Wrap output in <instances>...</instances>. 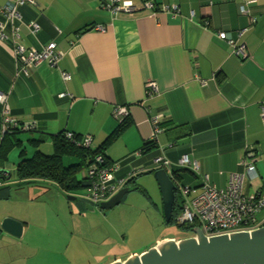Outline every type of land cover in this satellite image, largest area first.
<instances>
[{
	"label": "crops",
	"instance_id": "obj_1",
	"mask_svg": "<svg viewBox=\"0 0 264 264\" xmlns=\"http://www.w3.org/2000/svg\"><path fill=\"white\" fill-rule=\"evenodd\" d=\"M122 1L139 10L116 17L103 8L105 0H33L19 7L17 42L36 50L54 42L62 54L56 68L40 63L25 75L16 68L9 45L0 44V93L8 94V116L37 127L17 135L26 155L35 150L29 140H39L37 150L52 154L53 136L65 131L90 136L92 149L100 147L117 125L113 109L119 106L132 124L104 152L108 162H120L116 179L142 168L129 186L146 194L136 179L154 171L155 157L175 164L187 156L198 162L211 185L224 189L252 147L257 176L245 179L242 191L264 193V159L258 153L264 156V0L250 8L253 23L239 12L237 0H150L177 6L178 17H151L139 8L146 0ZM5 3L0 0V6ZM29 23L39 26L36 34L25 27ZM94 26L104 30L93 31ZM218 31L242 44L246 57L231 55L215 36ZM147 82L155 84L157 93L147 94ZM152 139L154 150L139 154ZM180 175L178 185L200 191L198 176ZM113 261L123 260L114 257L102 264Z\"/></svg>",
	"mask_w": 264,
	"mask_h": 264
},
{
	"label": "rangeland",
	"instance_id": "obj_2",
	"mask_svg": "<svg viewBox=\"0 0 264 264\" xmlns=\"http://www.w3.org/2000/svg\"><path fill=\"white\" fill-rule=\"evenodd\" d=\"M17 154L15 149L8 156L10 171ZM71 160L64 159V164ZM136 180L146 194L134 190L109 210L82 197L67 200L65 193L44 182H21L15 186L18 189L10 190V199L0 200V223L3 219L26 221L18 240L0 228V264H102L114 257L125 260L130 253L140 254L167 238L193 236L175 223L164 224L152 174Z\"/></svg>",
	"mask_w": 264,
	"mask_h": 264
},
{
	"label": "built area",
	"instance_id": "obj_3",
	"mask_svg": "<svg viewBox=\"0 0 264 264\" xmlns=\"http://www.w3.org/2000/svg\"><path fill=\"white\" fill-rule=\"evenodd\" d=\"M239 3V12L248 16L249 21L253 23L250 8L256 4L257 0H237ZM26 4H34L33 0H6L3 6H0V44H8L13 61L17 69L28 75V71L40 63H46L50 68H56L62 54L57 51L54 42H50L41 49L36 50L26 48L17 42L21 25L19 7ZM103 8L108 10L114 16L120 13H132L139 10L131 1L105 0ZM139 8L146 10L151 17L157 13L167 14L178 17L180 12L177 6L160 4L155 5L150 0L143 1ZM27 30L36 34L39 26L35 23L26 24ZM93 31L102 32V26L92 27ZM244 30L238 32L240 36ZM215 36L224 41L230 48L231 55L239 58H245L246 52L242 44L230 37L226 32L218 31ZM63 80H68L69 75L61 73ZM203 83V82H201ZM147 94L149 96L157 93L155 84L147 82ZM6 93H0V140L9 125L14 124L7 115ZM64 97V94H60ZM261 117H264V105L260 106ZM113 115L118 120L122 119L127 112L124 108L116 106L113 109ZM153 120V130L158 133L156 126L158 117ZM155 123V124H154ZM34 122H23L22 131L35 128ZM92 138L86 136L83 140L84 146L91 145ZM257 156L254 155L252 147H247L244 157L239 162L241 170L229 176L226 188L217 189L211 185L206 175L200 173L198 162L190 160L187 156H182L175 164L171 163L164 156L159 155L153 159V167L150 170L165 169L172 175V167L187 169L190 173L199 177L201 181L200 191L195 193L194 189L188 186H178L179 194L182 198V209L175 218L177 225H192L197 223L201 232L205 236H214L218 234L250 231L264 226V193H252L246 195L243 193V183L245 179H250L256 175ZM120 168V163H106L102 156L95 158V163L89 166L86 175L91 180V185L84 191L82 198L91 204H98L107 201L119 189L124 187L127 182L136 175L143 173L142 168L133 169L126 178L116 179L115 174ZM263 214V215H262ZM262 216L257 218V216Z\"/></svg>",
	"mask_w": 264,
	"mask_h": 264
},
{
	"label": "trees",
	"instance_id": "obj_4",
	"mask_svg": "<svg viewBox=\"0 0 264 264\" xmlns=\"http://www.w3.org/2000/svg\"><path fill=\"white\" fill-rule=\"evenodd\" d=\"M22 123L23 122L17 120L14 124L9 125L0 140V200L10 199V190L18 189L15 188V186L19 187L21 182H32L38 184L44 182L47 185L48 183H52L55 189L60 190L66 195H71L81 199L83 192L89 187V185H91V180L86 175L89 166L95 163V158L97 156H102L106 163H114L106 160L104 152L128 127L131 126L132 119L127 113V115H125L122 119L118 120L113 131L104 139L100 147L96 149H92L91 145H83V140L86 136L65 131L53 136L52 154H44L37 150L40 142L39 140H29V145L35 149L30 156H27L25 149L21 148L22 142L17 139V135L20 133H34L37 131V127L35 126V128L31 130L22 131L20 127ZM14 148H18L20 150L17 155L18 161L13 172L10 173L7 172L6 169L7 158L9 153ZM154 148L155 145L153 139L148 140L142 145L138 153L145 155L153 151ZM64 159H72V162L65 165ZM134 169H136V167H134ZM181 173H189V171L187 169L179 168L172 170L171 178L175 183H177V185L180 183V179L182 177L180 175ZM131 183L132 179L127 182L125 186H129ZM181 209L182 198L179 194L177 186V190L175 192V203L172 209L169 224H176L175 218L180 214ZM177 226L189 231L198 227L197 223L192 225Z\"/></svg>",
	"mask_w": 264,
	"mask_h": 264
},
{
	"label": "water",
	"instance_id": "obj_5",
	"mask_svg": "<svg viewBox=\"0 0 264 264\" xmlns=\"http://www.w3.org/2000/svg\"><path fill=\"white\" fill-rule=\"evenodd\" d=\"M260 158L264 156L259 150ZM152 174L162 207L164 224L168 225L175 203L177 183L165 169H157ZM136 187L124 186L107 201L97 204L101 210H109L119 205L124 196ZM67 200L76 197L66 195ZM3 233L13 238H20L23 230L21 222L3 219L0 223ZM193 236L175 240L166 239L158 242L148 250L133 254L123 261L110 264H264V226L250 230L214 236H205L197 227L191 230Z\"/></svg>",
	"mask_w": 264,
	"mask_h": 264
}]
</instances>
